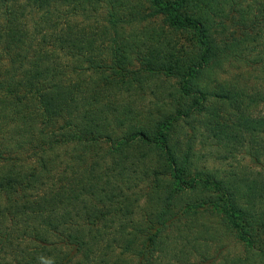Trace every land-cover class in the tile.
<instances>
[{"label": "trees", "instance_id": "1", "mask_svg": "<svg viewBox=\"0 0 264 264\" xmlns=\"http://www.w3.org/2000/svg\"><path fill=\"white\" fill-rule=\"evenodd\" d=\"M49 261L264 264V0H0V264Z\"/></svg>", "mask_w": 264, "mask_h": 264}, {"label": "rangeland", "instance_id": "2", "mask_svg": "<svg viewBox=\"0 0 264 264\" xmlns=\"http://www.w3.org/2000/svg\"><path fill=\"white\" fill-rule=\"evenodd\" d=\"M216 165H220V163L218 162V163H215ZM232 164V163H231ZM236 164V163H235ZM238 166V164L236 165V167ZM223 167H227L228 169L230 168V164L228 165V164H224L223 165ZM228 244H230L229 245V249H228V251L229 252H231V254H235V253H240L241 252V249L242 248H240V247H234V245H233V242H230V243H228Z\"/></svg>", "mask_w": 264, "mask_h": 264}, {"label": "clouds", "instance_id": "3", "mask_svg": "<svg viewBox=\"0 0 264 264\" xmlns=\"http://www.w3.org/2000/svg\"><path fill=\"white\" fill-rule=\"evenodd\" d=\"M49 264H52V262H51V261H49Z\"/></svg>", "mask_w": 264, "mask_h": 264}]
</instances>
